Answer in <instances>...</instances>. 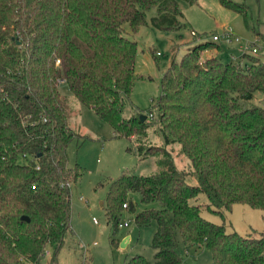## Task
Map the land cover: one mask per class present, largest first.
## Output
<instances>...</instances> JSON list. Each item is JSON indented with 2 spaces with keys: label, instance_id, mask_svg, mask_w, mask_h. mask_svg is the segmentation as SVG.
<instances>
[{
  "label": "trees",
  "instance_id": "trees-1",
  "mask_svg": "<svg viewBox=\"0 0 264 264\" xmlns=\"http://www.w3.org/2000/svg\"><path fill=\"white\" fill-rule=\"evenodd\" d=\"M218 1L248 14L244 2ZM151 8L152 26L179 31L185 25L179 0H0V264H45L48 249L47 264H59V250L74 235L71 187L80 169L68 163V146L81 135L69 125L59 85L116 137H143L153 123L141 120L143 110L123 114L137 51L124 23L138 29ZM210 46L219 47L188 45L160 77L155 123L164 143L138 144V150L157 154L162 168L125 171L108 184L112 243L121 210L135 209L130 192L157 204L134 214L139 226L155 221L153 258L136 253L122 264H179V237L185 246L207 248L214 264H264V233L241 235L201 213L223 214L236 202L264 209V103L254 101L256 94L264 97V59L246 51L238 63L201 58ZM170 142L180 144L187 170L176 166ZM200 194L207 201L198 202Z\"/></svg>",
  "mask_w": 264,
  "mask_h": 264
},
{
  "label": "rangeland",
  "instance_id": "rangeland-1",
  "mask_svg": "<svg viewBox=\"0 0 264 264\" xmlns=\"http://www.w3.org/2000/svg\"><path fill=\"white\" fill-rule=\"evenodd\" d=\"M244 2L248 14L244 16L220 4L218 0H196L187 3L179 0L185 23L179 31L160 30L149 23L154 8L146 12L147 23L136 30H130L124 23L125 33L137 42L134 65V84L132 91L125 100L123 114L130 116L133 112L143 110L150 124L143 137L135 136L128 139L113 135L112 126L99 118L95 112L79 102L68 86L59 85V90L66 95L68 104L69 125L81 135L74 138L68 146V163L77 165L80 175L71 187V224L79 238L78 246L71 240L69 247L63 245L58 253L60 264H82L84 256H88L86 264H122L125 258L140 253L148 259L153 258L154 249L151 238L155 229V221L146 225H138L134 220L136 211L145 206H157L156 203H143L139 194L130 192L129 198L135 209L124 208L120 212V222H128L115 232V242H111V225L107 223L104 201L109 182L122 172L133 171L149 174L162 168L157 154L143 155L138 144H163L164 136L156 122L154 103L160 93V77L168 66L172 56L179 59L187 50V46L212 40V33H223L228 30L239 39L217 42L219 47H208L205 54L213 52L224 61H241L243 52H249L253 41L259 47L255 55L264 56V0H234ZM194 30L200 38L190 33ZM259 38L260 40H256ZM158 52V55L156 54ZM201 55V53H200ZM204 57V56H203ZM202 57V58H203ZM242 62V61H241ZM255 102L264 103L262 94H256ZM151 109L153 112H149ZM179 169L189 168V159L180 151L178 142L166 145ZM142 156V157H141ZM190 183H195L193 175L186 176ZM198 202H204L206 196L200 194ZM201 213L208 219L224 223L229 231L235 230L241 235L257 236L264 233V209L254 208L242 202H236L223 214L212 213L202 209ZM96 217L97 222L93 221ZM128 233L130 240L121 245L123 235ZM68 240V241H69ZM179 252L182 260L179 264H214L211 252L197 244L184 245L179 237ZM45 257L44 263L47 264Z\"/></svg>",
  "mask_w": 264,
  "mask_h": 264
},
{
  "label": "built area",
  "instance_id": "built-area-1",
  "mask_svg": "<svg viewBox=\"0 0 264 264\" xmlns=\"http://www.w3.org/2000/svg\"><path fill=\"white\" fill-rule=\"evenodd\" d=\"M190 33L194 36H197V38H200V35L197 34L194 30H191ZM221 39H224L226 42H232L233 39L235 41H237L239 38L238 37H234L228 30H224L223 33H212V40L214 41H220ZM260 40L259 38H256V40ZM258 49L259 47L255 44V41L252 42L251 46H250V51L252 54H256L258 52ZM200 57L202 58V54L200 55ZM59 61V60H57ZM60 83L64 82V79H60L58 80ZM126 204L124 203L123 206H125ZM93 221L94 222H97V219L96 217H93ZM128 225V222L127 221H124L123 223H119V227L121 226H127ZM49 252V249L46 250V255L47 253ZM87 257L88 256H84V259H83V263L82 264H86V260H87Z\"/></svg>",
  "mask_w": 264,
  "mask_h": 264
},
{
  "label": "crops",
  "instance_id": "crops-1",
  "mask_svg": "<svg viewBox=\"0 0 264 264\" xmlns=\"http://www.w3.org/2000/svg\"><path fill=\"white\" fill-rule=\"evenodd\" d=\"M261 34H263V36H264V32H260ZM198 42H201L202 40H197ZM263 41H264V39H263ZM190 45V44H189ZM192 45V44H191ZM208 48H206V49H204V50H202V52H201V54H202V57L204 56H211V55H215V54H213V52H211L210 54H205L206 53V50H207ZM252 54V53H251ZM261 58H263L264 59V56H260ZM71 93V92H70ZM71 226H72V224H71ZM72 229H73V227H72ZM73 232H74V235H73V237H70V238H72L71 240H73V239H76V243H74L73 245H75V246H78V242H79V238H78V236H77V234L75 233V229H73ZM122 239H125V241L126 242H128L129 240H130V235L128 234V233H125L124 235H123V238ZM69 239H67V241L65 242V244L64 245H66L67 247H69L70 245H71V241L69 240ZM78 241V242H77ZM50 252V251H49ZM49 252L47 253V255H45V257L46 258H49ZM45 257H44V261H45ZM59 261V260H58ZM77 262L75 261V264H76ZM59 264H60V261H59Z\"/></svg>",
  "mask_w": 264,
  "mask_h": 264
},
{
  "label": "water",
  "instance_id": "water-1",
  "mask_svg": "<svg viewBox=\"0 0 264 264\" xmlns=\"http://www.w3.org/2000/svg\"><path fill=\"white\" fill-rule=\"evenodd\" d=\"M145 117H146V115L145 114H141L140 115V118H141V120H144L145 119ZM23 218H25V219H28V217L27 216H23ZM126 244V241H125V239H122V241H121V245L122 246H124Z\"/></svg>",
  "mask_w": 264,
  "mask_h": 264
}]
</instances>
